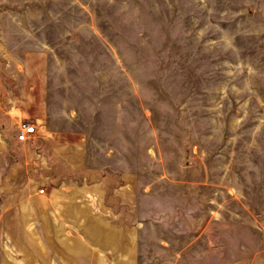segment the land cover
Listing matches in <instances>:
<instances>
[{
  "label": "rangeland",
  "instance_id": "374dc122",
  "mask_svg": "<svg viewBox=\"0 0 264 264\" xmlns=\"http://www.w3.org/2000/svg\"><path fill=\"white\" fill-rule=\"evenodd\" d=\"M53 187L69 264H264V0H0V264Z\"/></svg>",
  "mask_w": 264,
  "mask_h": 264
},
{
  "label": "crops",
  "instance_id": "0c3cea01",
  "mask_svg": "<svg viewBox=\"0 0 264 264\" xmlns=\"http://www.w3.org/2000/svg\"><path fill=\"white\" fill-rule=\"evenodd\" d=\"M69 195L63 189L53 187L47 196V203L50 209L47 211L48 223V247L46 252L47 264H69L71 257V246L73 242H79L80 239L70 237V213L66 210V205L69 202ZM32 211H24L22 217H29ZM14 231H8L4 228L7 244L22 243L24 245L19 248L21 253H15V257L6 255L11 261H6V264H33V262H26V258L38 259L39 257V237L33 232H28L26 228L14 227ZM38 234V233H37ZM19 241V242H17ZM29 245V247H28ZM30 249V253H27ZM49 251V252H48ZM34 253V255H33Z\"/></svg>",
  "mask_w": 264,
  "mask_h": 264
},
{
  "label": "built area",
  "instance_id": "2783aa9c",
  "mask_svg": "<svg viewBox=\"0 0 264 264\" xmlns=\"http://www.w3.org/2000/svg\"><path fill=\"white\" fill-rule=\"evenodd\" d=\"M35 134L34 124L23 122L20 123L16 132V139L18 141H27Z\"/></svg>",
  "mask_w": 264,
  "mask_h": 264
}]
</instances>
